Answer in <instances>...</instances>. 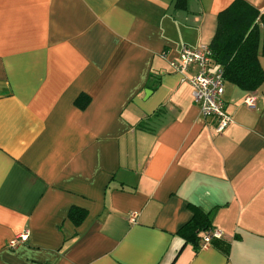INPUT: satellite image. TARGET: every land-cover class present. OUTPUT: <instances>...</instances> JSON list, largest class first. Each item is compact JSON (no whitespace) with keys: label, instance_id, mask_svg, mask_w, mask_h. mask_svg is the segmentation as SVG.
I'll use <instances>...</instances> for the list:
<instances>
[{"label":"crops","instance_id":"1","mask_svg":"<svg viewBox=\"0 0 264 264\" xmlns=\"http://www.w3.org/2000/svg\"><path fill=\"white\" fill-rule=\"evenodd\" d=\"M232 1L0 0V264H264V80H225L216 132L169 66ZM193 205L205 248L177 234Z\"/></svg>","mask_w":264,"mask_h":264},{"label":"trees","instance_id":"2","mask_svg":"<svg viewBox=\"0 0 264 264\" xmlns=\"http://www.w3.org/2000/svg\"><path fill=\"white\" fill-rule=\"evenodd\" d=\"M176 9H187V0H174ZM214 62L223 69L224 79L247 90H256L264 80V70L259 57L264 56V13L246 0H233L219 11L216 26L209 43ZM153 79V75H152ZM155 81L152 80L151 83ZM77 104H82L79 100ZM83 107V105H80ZM161 112L159 107L151 115L155 119ZM150 116H147V119ZM146 125L141 120L138 126ZM147 128V127H146ZM193 215L183 224L177 234L185 242L198 247L200 233L211 227L210 212L198 206H191ZM86 216V211L73 207L68 212L69 219L78 225ZM213 241V240H212Z\"/></svg>","mask_w":264,"mask_h":264},{"label":"built area","instance_id":"3","mask_svg":"<svg viewBox=\"0 0 264 264\" xmlns=\"http://www.w3.org/2000/svg\"><path fill=\"white\" fill-rule=\"evenodd\" d=\"M162 56L166 53L162 52ZM173 72L181 74V81H187L191 86L192 101L199 108L204 117H215L217 124L216 132H221L232 122L231 116L225 111V104L222 99L224 92V75L221 66L214 62L213 52L209 45L199 47L184 46L179 53L177 60L169 62ZM192 71L190 75L187 73ZM247 106H254V98L247 97L244 100ZM135 213L130 214V221H134ZM223 237V232L217 228H210L202 232L198 246L205 248L213 239ZM26 233H20L9 240L8 246L16 247L25 241Z\"/></svg>","mask_w":264,"mask_h":264},{"label":"water","instance_id":"4","mask_svg":"<svg viewBox=\"0 0 264 264\" xmlns=\"http://www.w3.org/2000/svg\"><path fill=\"white\" fill-rule=\"evenodd\" d=\"M148 92H150V90H148V89H145V93L147 94Z\"/></svg>","mask_w":264,"mask_h":264},{"label":"rangeland","instance_id":"5","mask_svg":"<svg viewBox=\"0 0 264 264\" xmlns=\"http://www.w3.org/2000/svg\"><path fill=\"white\" fill-rule=\"evenodd\" d=\"M11 240V239H10ZM9 242V241H8Z\"/></svg>","mask_w":264,"mask_h":264}]
</instances>
